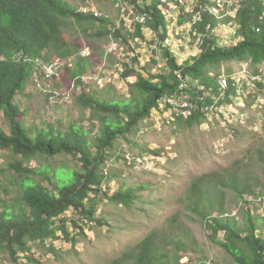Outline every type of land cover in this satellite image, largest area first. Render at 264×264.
<instances>
[{
    "label": "trees",
    "instance_id": "1",
    "mask_svg": "<svg viewBox=\"0 0 264 264\" xmlns=\"http://www.w3.org/2000/svg\"><path fill=\"white\" fill-rule=\"evenodd\" d=\"M123 1L132 5L136 14L146 16L145 24L135 22L134 34L128 35L143 39L142 27L146 26L155 35L152 43L169 69L144 76L134 68L136 58L130 60L131 64L123 62V77L135 78L128 85L127 99L111 98L108 89H98L92 82L84 81L89 74V57L79 56L80 49L72 46L63 32L77 24L88 38L127 43L120 28H111L107 18L80 11L65 0H0V153H5V170L3 174L0 171V255H6L11 264H25L21 254L26 264H41L32 253L31 244L64 237L75 245L76 238L67 228L69 222L72 231L79 230L81 235L84 225L108 224L97 214L104 200L127 209L141 200L138 194L146 189L145 185L121 187L109 193L106 183L119 175L107 167V161L117 141L126 139L140 123L150 119L152 111L167 97L178 95L183 81L188 84L184 91L196 107L188 117H176V124L191 127L205 119L204 108L214 104L212 97L217 98L220 90H226L218 83L219 74L211 75V70L232 60L264 62V0L236 1L232 6L234 14L221 23L212 12L214 2L210 0H197L190 14L179 11L175 24L190 23V36L199 39V54L181 63L165 43L167 23L171 21L165 15L172 12L168 4L162 0ZM171 1L178 9V0ZM194 15L198 17L196 21ZM226 24L232 25L239 41L220 46L219 27ZM93 25L99 28L89 33ZM73 56L77 59L66 67L63 81L73 85L71 95L82 113L76 120L59 119L35 126L29 121L30 109L23 107L21 101L31 98L28 86L39 63L65 61ZM200 86L203 89L199 90ZM234 93L232 82H228L226 96ZM84 117L89 130L83 127ZM59 156H71L79 162V168L28 166L33 160L47 161ZM260 159L264 161V156L260 155ZM240 168L235 162L231 167L193 178L183 200L184 216L199 220L208 240L220 248L226 264H264V215L257 213V201L263 200L264 187ZM69 210L79 215L82 226L64 216ZM170 224L172 233L152 230L110 264H180L183 252L199 256L198 264L213 263L207 261L194 239L182 233L178 219L171 218Z\"/></svg>",
    "mask_w": 264,
    "mask_h": 264
},
{
    "label": "rangeland",
    "instance_id": "2",
    "mask_svg": "<svg viewBox=\"0 0 264 264\" xmlns=\"http://www.w3.org/2000/svg\"><path fill=\"white\" fill-rule=\"evenodd\" d=\"M65 1L80 11L97 12L99 16L107 18L111 23L110 27L120 28L128 40L126 43L114 42L104 37L88 38L83 27L77 24L65 28L64 36L72 46L80 49L79 56L89 57V74L84 78L85 82H92L98 89H108L111 98L127 99L128 85L135 78L123 77V62L131 64L130 60L136 58L134 68L144 76L168 72L166 61L152 43L155 35L151 31L142 29L143 39L129 36L135 32V17L138 16L132 5H127L123 0L121 3L110 0ZM236 1L238 0H223L221 10L213 7L212 12L216 15L217 22L221 23L226 16L233 14L232 6ZM162 2H166L169 10H172L165 15L166 20H171L166 28V44L172 50L171 53L179 63L198 55L199 39L190 36L191 24H175L179 11L192 13L197 0H178V9L174 1ZM164 10L167 13V9ZM193 18L195 21L197 15ZM227 25L220 26L218 31L219 40H223L221 44L224 46H227L225 42L232 40L233 35L230 33L232 29ZM93 27L89 33L99 28L98 25ZM235 39L232 41H239V38ZM111 46H116L117 49L111 50ZM73 58L76 60L77 56ZM39 66L37 74L29 82L31 98L21 101L23 107L30 109L29 121L39 126L46 122H57L59 119L79 118L82 111L75 105L71 95L73 85L68 86L63 81L65 66L56 70L51 78L45 76L44 65ZM214 74H219L222 80L226 79L232 84L239 80V87H236L238 92L228 97L225 94L227 89L220 90V96L212 97L214 104L204 108L207 115L205 114L206 117L200 124L191 127L179 126L176 124V116L171 114L173 112L156 108L150 119L140 123L130 136L117 141L114 152L107 161V167L116 171L119 176H113L106 183L110 188L109 193L121 187L126 189L145 185L146 189L137 193L141 200L136 201L131 209L104 200L97 214L102 215L108 224H93L90 227L84 225L83 235L79 230L72 231L69 222L67 228L71 237L76 238L75 245L64 237L53 242L31 244L32 253L41 264H110L137 245L150 231L172 233L171 218L178 219L182 233L196 241L207 261H213L212 264H226L220 248L208 240L199 220L184 216L183 200L193 178L231 167L235 162H239L240 169L256 177L264 187V161L260 159V155L264 156V62L255 64L249 59L232 60L211 70V75ZM201 89L202 86L199 87ZM192 104L195 105L193 102ZM83 119V127L89 130V122L85 117ZM0 123L2 124L1 120ZM96 130L95 127L91 136ZM4 155L5 153H0L2 174L5 170ZM44 165L79 168V162L71 156H59L47 161L33 160L28 166L30 169H39ZM257 203V213L264 215V198ZM64 216L78 221L80 226L84 224L73 210L67 211ZM58 235L61 236V233L58 232ZM20 257L21 262L26 264L25 257L22 254ZM197 259L199 256L183 252L180 264H198ZM0 264L11 263L6 255H0Z\"/></svg>",
    "mask_w": 264,
    "mask_h": 264
},
{
    "label": "bare ground",
    "instance_id": "3",
    "mask_svg": "<svg viewBox=\"0 0 264 264\" xmlns=\"http://www.w3.org/2000/svg\"><path fill=\"white\" fill-rule=\"evenodd\" d=\"M214 1V8H216L217 10H221L222 7H223V0H213ZM226 4V3H225ZM176 5V4H175ZM235 6V5H234ZM234 8V7H233ZM220 13V12H219ZM223 13V12H222ZM95 16H99L100 14H98L97 12H94ZM234 14V12H233ZM231 14V16L233 15ZM137 16V15H136ZM136 18V21L141 24V25H144L145 24V18L146 16L144 17L143 15H138ZM198 19L195 18V21ZM222 19V18H221ZM219 21V19H218ZM227 25V24H226ZM226 25H222V26H226ZM228 27H230L232 29V32L230 33H233L232 35V40H236V31L235 29H233L231 26L232 25H227ZM146 26H144L145 28ZM220 28V27H219ZM143 29V28H142ZM190 29H191V25H190ZM147 33V32H146ZM189 33H192V32H189ZM217 33V32H216ZM225 34V33H224ZM198 36V35H197ZM220 37V36H219ZM218 37V38H219ZM225 37V36H224ZM168 39V38H167ZM166 39V41H167ZM232 40H229V42H225V44L228 46V45H233L235 44L236 42H233ZM201 41H202V38H201ZM223 41V40H222ZM220 41V46L222 45ZM115 42V41H114ZM139 42V41H138ZM199 42V41H198ZM197 42V44H198ZM112 43V42H111ZM166 43V42H165ZM224 47V46H223ZM111 50H116V46L115 47H110ZM132 49V48H131ZM172 51V50H171ZM181 51V50H180ZM175 52V51H174ZM133 53V52H132ZM80 54V53H79ZM78 54V55H79ZM127 57V56H126ZM129 58V57H128ZM191 58V57H190ZM163 59V58H162ZM189 59V58H188ZM75 61V58H70L68 60H65V61H60V62H57V63H50V64H45L44 65V72L46 74V77L48 76V66H53V72H56V70H60L64 68L65 66V69L66 67H71L73 62ZM55 74V73H54ZM188 79V78H187ZM219 85L221 86L222 89H227L228 88V81L226 79L222 80V77H219V81H218ZM188 84H186V82L183 81V83L181 84L180 86V93L178 95H173V96H169L167 97L163 102L162 104L158 107V109L161 111V110H164L166 111L167 109L170 110L171 114H174L176 117H180L181 116H184V117H188L191 112L195 109V105L192 104L191 102V99L189 97V95H187L184 91V89L187 87ZM232 86L234 87L235 91L238 92L237 88L239 87V80H237V82L235 81V84L233 82ZM237 87V88H236ZM170 113V112H169ZM207 115V114H206ZM163 117V116H162ZM176 119V118H175ZM165 120V119H164ZM169 120V119H168ZM171 121V120H170ZM172 123V122H171Z\"/></svg>",
    "mask_w": 264,
    "mask_h": 264
},
{
    "label": "built area",
    "instance_id": "4",
    "mask_svg": "<svg viewBox=\"0 0 264 264\" xmlns=\"http://www.w3.org/2000/svg\"><path fill=\"white\" fill-rule=\"evenodd\" d=\"M55 72H53V66H48V78H51V76L54 75Z\"/></svg>",
    "mask_w": 264,
    "mask_h": 264
},
{
    "label": "clouds",
    "instance_id": "5",
    "mask_svg": "<svg viewBox=\"0 0 264 264\" xmlns=\"http://www.w3.org/2000/svg\"><path fill=\"white\" fill-rule=\"evenodd\" d=\"M84 12H87V11H84ZM66 60V59H65ZM60 61V60H59ZM58 61V62H59ZM62 61H64V60H62ZM55 62V61H54ZM54 62H51V63H54ZM39 64H43V63H39ZM46 64H50V63H46ZM43 65H45V64H43ZM66 70V69H65ZM45 76H46V74H45ZM48 78V77H47Z\"/></svg>",
    "mask_w": 264,
    "mask_h": 264
}]
</instances>
